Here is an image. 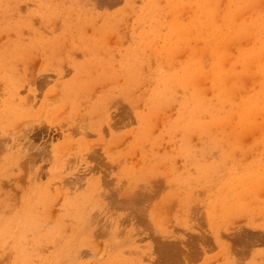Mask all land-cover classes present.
Wrapping results in <instances>:
<instances>
[{"label":"rangeland","instance_id":"374dc122","mask_svg":"<svg viewBox=\"0 0 264 264\" xmlns=\"http://www.w3.org/2000/svg\"><path fill=\"white\" fill-rule=\"evenodd\" d=\"M0 264H264V0H0Z\"/></svg>","mask_w":264,"mask_h":264},{"label":"bare ground","instance_id":"6f19581e","mask_svg":"<svg viewBox=\"0 0 264 264\" xmlns=\"http://www.w3.org/2000/svg\"><path fill=\"white\" fill-rule=\"evenodd\" d=\"M260 61V60H259Z\"/></svg>","mask_w":264,"mask_h":264}]
</instances>
